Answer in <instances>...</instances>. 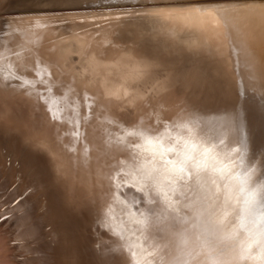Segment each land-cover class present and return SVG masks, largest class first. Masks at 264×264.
Returning <instances> with one entry per match:
<instances>
[{"label":"bare ground","instance_id":"1","mask_svg":"<svg viewBox=\"0 0 264 264\" xmlns=\"http://www.w3.org/2000/svg\"><path fill=\"white\" fill-rule=\"evenodd\" d=\"M139 1L145 0H0V13ZM225 2L257 12L264 7V0L193 2L189 6ZM175 6L4 16L0 18V70L2 74L19 72L16 65L27 62L32 52L59 58L58 68L64 73L59 76L61 80L70 73L77 84H86L84 88L74 84L78 92L94 97L101 93L123 96L128 91L129 104H135L137 97H144L150 106L159 103L168 115H177L180 123L193 124L198 137L217 144L222 154L238 146L233 138L242 133L246 163L256 166L255 180L264 179V24L258 15L240 30L217 27L201 32L152 23L148 14ZM89 61L94 62L99 74L84 77ZM143 62L156 64L163 71L153 78L137 79V65ZM27 75L38 79L31 72ZM53 92L61 94L56 88ZM4 95L9 115L21 123L0 127V264H110L111 250L121 245H142L145 254L152 252L159 238L141 229L143 236L137 240L131 234L137 226L131 221L125 220L128 231L123 232L124 240L113 232L120 231L118 222L125 219L129 209L115 202V189L109 194L108 180L97 177L98 170L108 172L107 167L98 168L97 161L114 166L108 173L111 176L121 168L127 170L129 164L135 167L136 162L113 152L108 145L112 139L109 133L115 129L107 126L103 109L93 117L82 95L75 98L79 117H88L87 122L81 120L82 142L73 137L76 129L72 123L52 122V138L63 149L66 161L83 159L85 147L91 157L85 168L74 171L65 182L57 177L49 158L29 146L24 134L27 122L49 119L44 102L35 94L28 98L6 90ZM72 102L70 96L68 103ZM181 105L187 112L177 114ZM60 107L65 108V117L79 118L73 117V109L66 104ZM117 111L130 112L125 117L129 121L141 114L140 108L133 110L124 104ZM144 118L147 123L146 112ZM221 140L225 143L220 144ZM106 155L111 159H104ZM165 187L172 191V185ZM121 195L138 215V208L144 205L134 201L140 194L124 188ZM150 195L159 198L156 193ZM109 208L114 210L110 215ZM160 254L146 260L155 264Z\"/></svg>","mask_w":264,"mask_h":264},{"label":"snow or ice","instance_id":"2","mask_svg":"<svg viewBox=\"0 0 264 264\" xmlns=\"http://www.w3.org/2000/svg\"><path fill=\"white\" fill-rule=\"evenodd\" d=\"M190 2L174 0L177 6L148 15L153 24L161 27L183 26L201 32H212L217 27L240 30L248 27L254 15H258L264 24V7L257 12L225 2L192 8ZM58 64L59 58L50 59L32 52L27 62L16 65L19 72L2 74L0 70V127L21 123L10 116L4 106L6 90L28 98L35 94L38 101L44 102L49 119L25 124L27 143L35 152L46 155L57 177L68 182L74 171L88 165L91 157L85 147L83 159L68 158L66 161L63 149L52 138V127L55 126L52 122L72 123L76 129L73 137L82 142L81 120L87 122L88 117H79L75 98L82 95L93 117L98 109H103L101 115L107 126L115 129L109 133L112 139L108 145L113 152L136 162L135 167L129 164L127 170L121 168L111 176L108 173L114 166L100 165L97 161L98 168L108 169V172L98 170L97 177L107 179L109 194L115 189V202L129 209L125 219L118 222L120 231L113 229V232L124 240L123 232L128 231L124 224L128 220L137 226L131 233L137 240L143 236L141 229L159 238L153 251L146 254L142 245H121L112 249L110 264H142L147 256L158 253L162 254L158 255L155 264H165V257L168 264H264V179L255 180L256 166L246 163L247 148L242 133L233 138L238 146L222 154L217 151V144L198 137L193 124L180 123L177 115H168L159 103L150 106L144 97H137L135 104H129L127 99L131 94L128 91H124L123 96L101 93L94 97L78 92L77 87L84 88L86 84H77L70 73L61 80L59 76L64 73L59 71ZM8 67L12 68V65ZM50 68L56 71H50ZM162 71L163 68L156 64L143 62L137 65V79L153 78ZM29 72L38 79L30 78ZM93 74L99 73H95L94 62L89 61L84 77ZM54 88L61 94H54ZM70 96L72 103H68ZM61 104L72 108L73 117L79 118L65 117V108L60 107ZM121 104L133 110L140 108L141 114L129 121L125 117L130 116V112L117 111ZM176 111L177 114L186 113L187 109L181 105ZM11 130L15 131V127ZM56 139H59L58 133ZM224 143V140L220 141V144ZM104 159L111 157L106 155ZM165 185H172V191L169 192ZM124 188L140 194L134 201L138 206L144 205L138 208V215L122 197ZM150 193H156L159 198H153ZM108 211L110 215L114 210L109 208ZM123 211L121 208V213ZM137 247L141 250L137 251ZM146 264H154V261L146 260Z\"/></svg>","mask_w":264,"mask_h":264},{"label":"water","instance_id":"3","mask_svg":"<svg viewBox=\"0 0 264 264\" xmlns=\"http://www.w3.org/2000/svg\"><path fill=\"white\" fill-rule=\"evenodd\" d=\"M211 1H218V0H191L190 3L193 2H211ZM221 1V0H220ZM222 1H234V0H222ZM235 1H242V0H235ZM187 2V0H181V3H185ZM164 5V4H175L174 0H145V1H139V2H132V3H118V4H113V5H91L88 8H84L82 7V5L80 6H73V7H57V8H51V9H47V10H39V11H35L34 9H30V11H3L5 13H0V18L4 17V16H11V15H32V14H47V13H57L56 11H75V10H79V9H114L117 7H139V6H146V7H150V6H156V5ZM98 6V7H95Z\"/></svg>","mask_w":264,"mask_h":264}]
</instances>
